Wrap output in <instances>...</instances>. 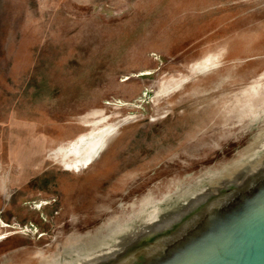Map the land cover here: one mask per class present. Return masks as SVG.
Masks as SVG:
<instances>
[{"label": "water", "instance_id": "1", "mask_svg": "<svg viewBox=\"0 0 264 264\" xmlns=\"http://www.w3.org/2000/svg\"><path fill=\"white\" fill-rule=\"evenodd\" d=\"M0 264H264V0H0Z\"/></svg>", "mask_w": 264, "mask_h": 264}]
</instances>
